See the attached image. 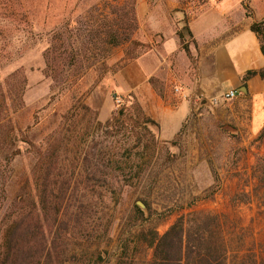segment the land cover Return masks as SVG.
Instances as JSON below:
<instances>
[{"label":"rangeland","instance_id":"obj_1","mask_svg":"<svg viewBox=\"0 0 264 264\" xmlns=\"http://www.w3.org/2000/svg\"><path fill=\"white\" fill-rule=\"evenodd\" d=\"M125 1L131 0H0V80H8L5 111L16 134L13 144L0 147V236L7 215L26 199L35 200L33 168H40L48 149L61 154L63 165L81 171L69 207L84 205L87 229L82 234L89 236L79 244L89 251L98 248L102 260L95 264H116L121 256L127 264H144L151 250L139 243L140 230L153 227L162 234L178 217L201 211L221 216L229 264L252 255L264 263V186L258 182V168L264 169V124L257 132L252 130L245 115L249 106L237 107L235 98L200 104L171 140H161L158 128L149 127L157 143L154 151L143 149L125 125L111 133L99 126L116 109L137 102L117 83L119 70L133 61L125 57L128 44L101 53L81 49L78 55L86 58L104 56L92 65L90 60L64 67L60 61L47 63L51 50L70 52L67 44L79 35V28L83 30L82 22L100 11L109 14ZM178 2L184 6V24L177 27L185 33L187 20L199 15L208 0ZM243 3L264 15V0ZM75 21L77 28L72 30ZM135 24L132 38L151 44L144 41L150 34L148 26H139L136 18ZM153 41L158 43L159 38ZM14 74L23 80L21 106L12 112V94L5 91ZM153 79L161 94L158 80ZM134 130L144 132L140 126ZM23 137L33 146L24 144ZM123 144L118 156L127 161L126 168L115 177L109 175L105 185L106 160L97 153L107 147L115 153ZM73 154H79L75 160ZM136 211L141 215L135 216ZM71 243V248L77 247Z\"/></svg>","mask_w":264,"mask_h":264},{"label":"trees","instance_id":"obj_2","mask_svg":"<svg viewBox=\"0 0 264 264\" xmlns=\"http://www.w3.org/2000/svg\"><path fill=\"white\" fill-rule=\"evenodd\" d=\"M243 7L245 15L250 16L248 7L244 3ZM100 12L96 17L82 22L84 23L83 30L79 28L77 30L80 32L79 35L67 44L70 49L68 54H65L66 49L61 52L56 49L51 50L49 55L47 54V63L60 61L64 67L65 65L73 66L76 62L83 60H90V65H92L104 56L98 57V54H91L86 58L78 55L81 49H93L101 53L100 51H109L125 44L130 46L125 52L127 61H130L152 47V43H142L132 38L136 30L135 0L117 5L109 14L102 15ZM110 15H112L111 18ZM76 24L78 22L75 21L72 30L77 28L74 27L77 26ZM249 30L257 37L260 51L264 55V18L253 21L249 25ZM177 36L180 47L188 53L180 31H177ZM132 49H139V51L135 53ZM55 51H57L56 55H54ZM52 67L54 68V64ZM15 75H13V81L9 83V89L5 91L7 95L12 94L10 101V106L13 107L12 112L21 106L20 84L23 79ZM254 75L264 80V68L247 71L243 80ZM7 81L0 80V147L10 146L16 140L15 128L9 113L5 111L9 108L6 102L10 100L4 93V86L8 85ZM148 81L150 84L154 83L153 78ZM82 108L93 114L95 112L87 106H82ZM122 125L130 130L132 135L130 137L137 144L142 143L143 149L154 151L157 138L151 133L149 127L158 128V126L143 113L137 102H132L128 108L122 106L116 109L110 118L99 126L104 129L105 133H111L112 130L118 132ZM137 126H140L144 132H136L134 129ZM25 137L21 141L33 146L24 139ZM124 144L118 147L115 153H112L108 147L97 153L106 160L102 176V182L105 185L109 175L115 177L126 168L127 161L120 160L118 156ZM124 150L127 151V149ZM75 154L71 157L72 160H75L80 153L77 156ZM63 162L64 159L60 153L46 149L40 168L36 165L33 168L36 198L35 200L34 198L26 199L24 205L17 211L7 215V224L0 236V264H95L102 260L98 248L89 251L79 244L84 241L83 238L89 236L82 234L87 229L86 212L81 203L71 207L69 205L71 204L70 196L74 194V186H76L81 171L76 172L73 165L66 166ZM258 169V182L264 186V169ZM246 196V202H249L250 196L247 194ZM139 214L141 215V212H135V216ZM78 238H80L79 241H74ZM137 239L139 243L151 250V257L144 264H229L228 247L222 229L221 216L210 211L193 212L178 217L162 234H158L153 227L140 230ZM71 240L77 247L71 248ZM116 264H127V262L121 256L118 257ZM233 264L259 263L252 255L245 260L240 257Z\"/></svg>","mask_w":264,"mask_h":264},{"label":"crops","instance_id":"obj_3","mask_svg":"<svg viewBox=\"0 0 264 264\" xmlns=\"http://www.w3.org/2000/svg\"><path fill=\"white\" fill-rule=\"evenodd\" d=\"M178 1L137 0L135 18L139 26H148L144 41L153 45L119 70L118 89L134 94L143 113L157 124L161 140H171L196 106L217 105L228 90L235 92L237 107L249 106L245 115L257 132L264 124V80L243 76L264 68L259 41L249 30L264 15L248 9L246 16L244 0H208L199 15L187 20L184 33L177 27L184 24V6ZM177 31L188 53L180 47ZM150 78L158 80L161 94Z\"/></svg>","mask_w":264,"mask_h":264},{"label":"built area","instance_id":"obj_4","mask_svg":"<svg viewBox=\"0 0 264 264\" xmlns=\"http://www.w3.org/2000/svg\"><path fill=\"white\" fill-rule=\"evenodd\" d=\"M174 90L178 91V89H176V88ZM234 97H235V92L233 90H228L221 95V99L224 101L232 100V99H234ZM212 103L214 104L215 101H213Z\"/></svg>","mask_w":264,"mask_h":264},{"label":"water","instance_id":"obj_5","mask_svg":"<svg viewBox=\"0 0 264 264\" xmlns=\"http://www.w3.org/2000/svg\"><path fill=\"white\" fill-rule=\"evenodd\" d=\"M136 205L141 209V210H143V211H145V205L142 203V202H140V201H137L136 202Z\"/></svg>","mask_w":264,"mask_h":264}]
</instances>
